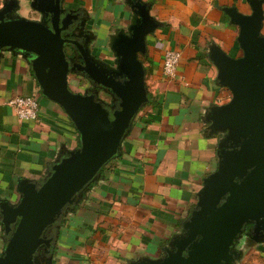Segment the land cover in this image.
I'll use <instances>...</instances> for the list:
<instances>
[{
  "label": "crops",
  "instance_id": "1",
  "mask_svg": "<svg viewBox=\"0 0 264 264\" xmlns=\"http://www.w3.org/2000/svg\"><path fill=\"white\" fill-rule=\"evenodd\" d=\"M6 1L0 0V9ZM12 1L17 6L13 16L41 19L31 0ZM136 2L147 5L159 24L147 36V51L140 57L149 102L133 120L120 154L49 232L54 236L51 264H130L161 258L196 207L203 179L218 167L220 136L209 134L205 116L211 106L228 103L231 93L219 85L208 54L215 46L231 57L242 55L239 29L223 10L236 7L249 14L250 7L246 0H62V8L78 16L74 38H87L91 54L111 63V37L126 31ZM168 49L181 54L173 78L162 70ZM81 81L77 76V85ZM82 84L78 92L91 88L88 81ZM33 94L39 98L38 118L20 121L8 101ZM78 148L76 129L59 106L41 95L29 60L2 51L0 201L17 203L20 180L40 185L56 162ZM7 239L0 215V256ZM234 249L240 256L237 264H264V238H251L249 226Z\"/></svg>",
  "mask_w": 264,
  "mask_h": 264
},
{
  "label": "water",
  "instance_id": "2",
  "mask_svg": "<svg viewBox=\"0 0 264 264\" xmlns=\"http://www.w3.org/2000/svg\"><path fill=\"white\" fill-rule=\"evenodd\" d=\"M246 2L249 14L236 7L223 10L239 29L242 55L234 58L215 46L208 54L219 85L231 93L228 103L211 106L205 116L209 134L220 136L217 170L203 179L196 207L164 255L130 264H237L234 247L248 226L251 238H264V0ZM16 7L7 0L0 9V53L17 52L29 60L41 95L72 122L79 148L56 162L40 185L20 180L17 203L0 201L8 235L0 264H51L49 232L120 154L133 120L149 102L140 57L159 24L147 5L133 4L130 25L111 37L108 63L91 54L87 38H74L78 16L66 12L62 0H31L41 15L37 21L13 16ZM71 74L86 78L91 88L74 92Z\"/></svg>",
  "mask_w": 264,
  "mask_h": 264
},
{
  "label": "built area",
  "instance_id": "3",
  "mask_svg": "<svg viewBox=\"0 0 264 264\" xmlns=\"http://www.w3.org/2000/svg\"><path fill=\"white\" fill-rule=\"evenodd\" d=\"M181 58L177 50L168 49L162 56L163 75L167 78H173ZM8 105L14 110L20 121H35L39 114V98L37 95L18 96L8 101Z\"/></svg>",
  "mask_w": 264,
  "mask_h": 264
},
{
  "label": "rangeland",
  "instance_id": "4",
  "mask_svg": "<svg viewBox=\"0 0 264 264\" xmlns=\"http://www.w3.org/2000/svg\"><path fill=\"white\" fill-rule=\"evenodd\" d=\"M71 77H70V84H71V86L73 87L72 88V90L74 91V92H78V91H83V84L82 83H85V82H87V80H86V78H84L83 76H81V78H82V83L81 84H79V85H77V82H76V75H74V74H71L70 75Z\"/></svg>",
  "mask_w": 264,
  "mask_h": 264
},
{
  "label": "trees",
  "instance_id": "5",
  "mask_svg": "<svg viewBox=\"0 0 264 264\" xmlns=\"http://www.w3.org/2000/svg\"><path fill=\"white\" fill-rule=\"evenodd\" d=\"M108 164H109V163H108ZM108 164H107V165H108ZM107 165H106V166H107ZM106 166H105V167H106ZM105 167H104V168H105ZM104 168H103V169H104Z\"/></svg>",
  "mask_w": 264,
  "mask_h": 264
},
{
  "label": "flooded vegetation",
  "instance_id": "6",
  "mask_svg": "<svg viewBox=\"0 0 264 264\" xmlns=\"http://www.w3.org/2000/svg\"><path fill=\"white\" fill-rule=\"evenodd\" d=\"M75 61H76V59H75Z\"/></svg>",
  "mask_w": 264,
  "mask_h": 264
}]
</instances>
